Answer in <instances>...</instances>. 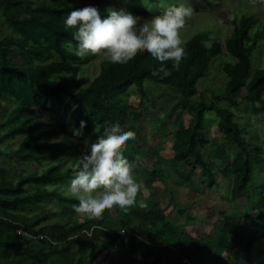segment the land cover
Here are the masks:
<instances>
[{"label":"trees","instance_id":"1","mask_svg":"<svg viewBox=\"0 0 264 264\" xmlns=\"http://www.w3.org/2000/svg\"><path fill=\"white\" fill-rule=\"evenodd\" d=\"M102 4L97 0L75 5L0 0V14L13 30V33L0 39V94L19 103L13 111L17 117L11 125L9 135H25L19 148L7 154L8 158L37 156L44 145L37 130L40 125L33 121L30 112L34 105L42 103L44 96L58 98L66 95L75 103V128L82 135L91 137L92 141L103 134L105 127L115 119H119L125 129L134 130L136 136L127 141L123 154L132 165L138 166L137 155L141 147H138L137 139L140 137V129L133 124H140L141 107L148 99L144 81L176 87L180 91L176 106L189 104L198 92L197 82L207 75L211 60L221 53L218 41L207 45L206 34L198 32L182 44L185 55L178 68L173 66L171 60L160 62L146 50H140L123 63L109 59L103 61L98 74L78 90L55 83V77L59 75H66L70 81H74L79 66L73 62L82 58L69 50V42L73 47L76 43L75 29H67L63 23L64 18L73 8L87 5L98 8ZM100 13L103 17L107 11ZM253 25L254 17L251 14H243L233 22L225 46L234 61L224 63L222 71L227 77V96L236 97L245 89L250 96L252 110L258 113L264 112V65L251 75L250 69L253 44L264 37V28L251 36ZM13 47L22 54L18 62L10 58ZM48 52H54L60 60L46 64L34 62V57ZM132 91L138 95L139 106L131 110L129 97ZM188 107L190 119L185 126L180 125L175 133L173 157L168 164L174 169L188 165L198 166L207 186L213 187L216 184L217 174L213 166L207 164L198 151V147H204L208 142L202 130L205 112L211 110L217 118L218 129L223 137L232 140L238 147L233 161L226 162L220 170L225 176H230L232 199L260 203L264 192L260 188L250 189L249 185L256 165L264 162L261 147L246 141L234 121V112L216 100L209 105L197 101ZM81 121L85 122L83 128ZM72 165L65 171L53 165L40 173L31 172L21 176L14 182L0 179V246H3L0 247V255L7 257L12 247H18L21 252L19 258L0 264H94L101 253L111 250L115 245L119 229H124L129 239L128 248L140 247L142 240L155 244L141 251L145 264H183V259H188L191 264H264V260L257 255L259 243L264 237V211L256 218L251 217L248 211L245 212L233 226L232 232L214 225L209 232H197L196 237L178 231L155 208L139 214L137 218L141 219L140 223H135L134 216L124 211L121 217L111 223L95 216L70 225L55 223L34 230V223L23 214L15 213L16 210L20 206L38 202L47 185L64 178L71 179L74 171ZM161 171L158 167L145 168L143 172L149 177L144 180L143 186L151 190L153 182L162 176ZM25 185H40L43 188L31 192L25 189ZM147 199L152 202L151 192H148ZM64 200L69 204L79 202L74 197L67 196ZM262 209L264 205L255 208L257 211ZM180 213H183V208ZM219 218L224 224L228 220L224 213ZM244 231H248V236H243ZM28 235L40 237L42 244L31 241ZM53 242L65 244L58 249ZM123 245L121 242V247L124 248ZM251 246L252 255L246 252Z\"/></svg>","mask_w":264,"mask_h":264},{"label":"rangeland","instance_id":"2","mask_svg":"<svg viewBox=\"0 0 264 264\" xmlns=\"http://www.w3.org/2000/svg\"><path fill=\"white\" fill-rule=\"evenodd\" d=\"M32 1L36 3L75 5L92 0ZM97 1L103 3L102 6L98 7L99 11H107L109 7H114L117 10L124 8L140 17V23H144L147 19L173 4L183 3L185 6L191 7L193 14L186 19V23L181 29L183 43L194 34L204 32L208 37L206 44L210 45L212 42L218 41L222 50L219 55L211 60L207 75L197 82L198 92L189 104L203 101L205 105H209L213 100H216L220 105L232 110L235 114L234 121L238 124L243 137L249 143L258 144L264 157V112L256 113L252 110L250 96L246 94L245 89H242L236 97L227 96L225 91L227 77L222 71L224 63L234 61L225 46L233 22L235 23L243 14H251L254 17V25L250 35L253 36L254 33L261 32L264 28V0ZM11 33H13V30L0 14V39ZM253 45L250 75L264 65V37H260ZM21 56L19 50L13 47L10 58L18 62ZM54 60H60L54 52L34 57L36 64H46ZM106 60L108 58L102 53L84 56L73 62L79 66L74 81H70L66 75H59L55 77V83L78 90L90 83L98 74L100 64ZM144 88L148 99L141 107L142 119L139 125L133 124L140 129L137 145L141 147L137 155L138 166L133 165V172L142 184L137 200H146L148 207H140L138 203L128 207V215L134 216L135 223L141 221L137 218L139 214H145L155 208L178 231L196 237L197 232H209L214 225L222 226L224 230L232 232L233 226L240 221V218L247 211L253 218H256L258 214H262L264 209L257 211L255 208L263 207L264 196L261 197L260 203L255 204L245 200L236 201L230 195V176H225L220 170L224 168L226 162L231 163L233 161L238 152V147L232 140L223 137L218 129L217 118L213 111L207 110L205 112L202 130L208 142L204 147H198L203 160L213 166L217 174L216 184L213 187H208L198 166L188 165L184 168L174 169L168 164L173 157L175 133L180 125L185 126L190 119L189 104L184 103L176 106L180 98V91L176 87L156 85L149 80H145ZM232 102L235 103L232 104ZM18 104L14 99L0 94V179L14 182L21 176L31 172L40 173L53 165H57L59 170L65 171L73 163L78 162L77 157L84 150L85 141L90 143L92 138L82 135L81 132L79 135L75 134L76 128L73 120L75 103L66 95L58 98L44 96L42 103L34 105L30 112L33 121L40 125L37 130L41 134L40 141L44 145L37 156L8 158L7 154L17 150L25 137V135L15 137L9 135L11 125L17 117L16 114H13V111ZM129 105L131 110L139 106L138 95L133 91L129 97ZM127 125L132 126L130 123H127ZM147 167L162 169V176L153 182L151 190L143 186L144 180L149 177L146 172H143ZM70 180L64 178L47 185L44 195L38 202L33 205L20 206L15 213L23 214L33 222L34 230L55 223L70 225L89 217L77 214L72 207L73 204L65 202L64 197H73L65 194V186ZM249 187L250 189L260 188L264 192V162L256 165ZM38 188L43 187L40 185H25V189L31 192ZM148 192H151L152 202L147 199ZM181 208H183V213H180ZM122 213H124L123 209L119 206H113L112 208H105L97 218H104L111 223L114 219L121 217ZM221 213L228 217L225 224L219 221ZM122 230L124 231V229H119V231ZM242 234L244 237L248 236V231H244ZM28 237L33 242L39 241L40 238L31 235H28ZM127 241L129 239L126 242L121 239L119 245L117 244L111 250L101 253L94 264H145L141 251L151 248L155 244L142 240L143 243L140 247L131 249L127 247ZM121 242H123L124 248L121 247ZM38 243L42 244L40 241ZM53 244L61 249L65 243L53 242ZM246 252L252 255V246ZM20 254L18 247H12L7 257L0 255V263L17 259ZM257 255L264 260V237L259 243ZM77 258L78 255L75 259ZM39 263H42V261L39 260Z\"/></svg>","mask_w":264,"mask_h":264},{"label":"clouds","instance_id":"3","mask_svg":"<svg viewBox=\"0 0 264 264\" xmlns=\"http://www.w3.org/2000/svg\"><path fill=\"white\" fill-rule=\"evenodd\" d=\"M192 14L191 7L173 4L140 23V17L124 8L109 7L102 17L96 6L87 5L73 8L63 23L67 29H75L76 43L73 47L69 42V50L76 56L102 53L111 61L123 63L146 50L158 61L171 60L178 68L185 55L181 29ZM84 124L81 121V128ZM75 134L79 135L80 130L76 129ZM135 136L134 130L125 129L115 119L96 140L85 141L78 162L72 165V178L65 186V194L79 201L72 205L77 214L95 217L105 208L119 206L127 211L137 203L148 207L146 200H137L142 184L123 154L127 141Z\"/></svg>","mask_w":264,"mask_h":264},{"label":"built area","instance_id":"4","mask_svg":"<svg viewBox=\"0 0 264 264\" xmlns=\"http://www.w3.org/2000/svg\"><path fill=\"white\" fill-rule=\"evenodd\" d=\"M117 233H118V237H117V240H116L114 246H116L117 244L119 245L121 239H123L124 242H126V240H127V236H126V234H125V232L123 230L122 231H118ZM182 263L183 264H191V262L188 259H183Z\"/></svg>","mask_w":264,"mask_h":264}]
</instances>
